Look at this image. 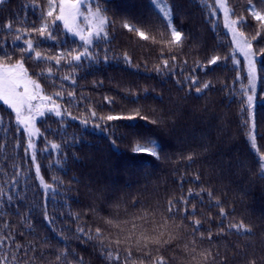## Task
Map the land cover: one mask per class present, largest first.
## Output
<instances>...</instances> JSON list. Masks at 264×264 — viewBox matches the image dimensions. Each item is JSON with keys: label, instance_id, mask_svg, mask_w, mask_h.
I'll return each instance as SVG.
<instances>
[{"label": "trees", "instance_id": "16d2710c", "mask_svg": "<svg viewBox=\"0 0 264 264\" xmlns=\"http://www.w3.org/2000/svg\"><path fill=\"white\" fill-rule=\"evenodd\" d=\"M97 3L107 10L104 14L112 23L107 37L95 42L91 60H83L79 67L67 63L71 57L61 60L59 67L54 60L25 61L30 76L51 68L54 78H33L62 110L71 113L62 120L48 116L37 121L40 135L35 141V163L25 154L24 131H17L14 114L0 102L4 117L0 193L8 194L13 180L19 181L11 190V204L0 201V264H77L80 258L83 264H152L149 257H163L166 264H212L203 258L205 250L220 254L216 264H248L251 259L264 264V179L257 163L264 154V30L246 10L249 0L227 3L235 13L231 19L245 17L248 26H237L238 30L258 53L252 111L241 93L248 82L241 58L240 65L229 59L207 71L197 67L231 50L215 0H170L172 22L182 32L179 45L170 42L165 18L150 0ZM252 3L257 11H264L260 0ZM36 8L46 12L47 0H8L0 5V45L12 53L13 62L20 58L24 45L4 25L11 22L23 36L33 22L39 27L41 11ZM20 21H25L23 28ZM124 23L149 38L128 31ZM258 30L261 35L253 40ZM55 35V40L41 41L34 34V43L39 44L36 51L42 56L82 51L59 22ZM172 56L185 69L184 76L194 74L201 86L210 82L211 87L197 94L189 90L183 76L163 70L164 59L173 65ZM68 93H74V98L68 99ZM92 111L97 117L125 118L94 120ZM253 117L255 147L249 139ZM149 138L163 146L159 159L135 151ZM52 143L61 145L64 155L58 156ZM189 189L211 191L212 203L220 202L228 213L223 235L217 226L220 208H210L206 195L203 205L199 199L191 200L189 209L196 205L195 216L168 219V202L186 196ZM194 220L203 225L195 235ZM241 223L250 231H228L229 225ZM81 227L88 235L77 231ZM97 228L101 229L99 237ZM153 238L161 244L153 243ZM102 244L113 256L118 252L120 260L107 259ZM16 245L21 248L17 250ZM129 252L131 258L126 260ZM60 254L65 255L58 260Z\"/></svg>", "mask_w": 264, "mask_h": 264}, {"label": "snow or ice", "instance_id": "6c2138e0", "mask_svg": "<svg viewBox=\"0 0 264 264\" xmlns=\"http://www.w3.org/2000/svg\"><path fill=\"white\" fill-rule=\"evenodd\" d=\"M8 2V0H0V5H4ZM154 6L158 8L161 12L162 16L165 18L166 27L170 31L171 43L179 45L182 43V32L178 30L173 22L171 17L172 9L170 7V0H150ZM261 4H264V0H260ZM93 5L95 8L93 9ZM35 7V6H33ZM218 8L223 9L224 14V27L229 31L231 35V50L225 56H214L207 61V66L197 65L201 70L207 71V67L212 65H216L220 61L231 60L234 65H240L241 60L239 56L243 57V61L246 65V79L248 81L247 88H241V93L247 96L248 107L251 108L255 93H256V81H257V63H258V53L253 50L251 41L245 37L243 31H239L238 27H245L247 25V21L245 17L240 16L237 19H231V16H234L235 13L229 8L227 0H218ZM36 11H41L39 8L35 9ZM252 18L258 23L259 29L264 30V11H257L256 6L252 3V0H249V6L246 9ZM106 9L100 7L97 0H47V11H41V15L38 17L40 24L37 27L36 23L33 22L31 25L25 29L23 36H21L20 28H13V24L11 22L4 25V29L7 30L8 33H16L15 39L16 41H22L23 47L20 48V58L16 59L14 62L12 61V53L6 52L3 50V46L0 45V57L6 59H0V102L3 105L7 106L8 109L14 113L15 116V124L17 126V131H20L21 128L27 134V146L25 148V154L30 155V158L33 163L36 160V146L33 143V137L40 135V130L35 126L38 119H44L48 116H55L63 119V116L67 114L71 116V113H67L66 110H62L59 105L54 104L53 97L50 95H46L44 93V89L41 86V83L38 82V79H34L33 76L38 78H54L52 76L51 68L48 69L47 73L41 71L40 73H33V76L29 75L28 69L25 67L26 60L35 59L36 61H55L57 67L61 65V60L66 59V57H71V59L67 60V63L70 66L79 67L80 62L83 60H91L94 56L92 51L95 42L99 39H105L107 37V28L112 23L107 16ZM59 25H62L63 30L66 33H70L75 37H78L81 42V47L83 51L77 52L73 55L72 50L68 52L61 51L56 56H42L39 51H36V48L39 47V44L34 43V34L39 37L41 41L43 40H55L56 39V29ZM21 28L24 27L25 21H20ZM123 27L128 31L136 32L142 39H148L149 37L145 34L144 31L139 30L134 25L129 23H124ZM30 29V30H29ZM258 30L255 36L252 37L255 40L257 37L261 35V31ZM264 52V50H261ZM34 54V55H33ZM239 54V56H238ZM98 58V57H97ZM264 58V57H262ZM129 58L125 55V60L127 61ZM105 62L108 60L107 54L104 56ZM173 65H169L167 59L163 60V70H170L169 74L172 71H175L180 76L184 77V81L187 82V86L189 90L194 89L197 94H201L204 90L211 87L210 82H204L201 86V81L194 75L184 76V68H181L179 65L175 64L176 57L172 56ZM186 66V61L184 62ZM161 67H157V72L161 71ZM196 69H192V72L195 73ZM63 79H68V77H64ZM240 77H237L239 80ZM184 81H178V83H183ZM75 82L73 81V84ZM251 93V94H248ZM60 96L59 93L56 94ZM63 99V97H60ZM74 93H68V99H73ZM107 103L111 104L112 101L105 97ZM135 102V101H133ZM49 105H52L49 107ZM247 111V109H245ZM138 114V113H137ZM92 118L106 121H115L119 119H124L125 117L116 116V115H107L106 117H97L96 112H91ZM74 118V117H73ZM127 119H133V117H126ZM156 123V121H152ZM87 121H84L85 126H87ZM4 117L0 116V127H3ZM99 127V125H97ZM247 126V125H246ZM255 122L254 117L252 118V128L250 131V142L253 147H255ZM51 149L57 151L58 156L64 155L60 152L61 145L52 143ZM136 152H144L152 157L159 159V154L163 151V146L160 144L158 139H147L145 140L143 145H137ZM189 160L192 159L191 156L188 157ZM257 163L260 167V178L264 179V154H261L257 158ZM17 173L16 175H18ZM36 174L40 175L39 165L36 166ZM198 180V177H197ZM19 183L18 180H13L9 187V193L4 194L0 193V201L6 199L9 204H11L12 196L10 195L11 190L17 186ZM41 183H43V179L41 178ZM183 186V182H181V187ZM46 187H48L46 185ZM51 191V189L49 188ZM207 196L210 202L211 207H219L220 211L218 216L220 217V223L217 225L221 228V233L219 235L224 234V224L223 221L227 219L228 213L225 212L224 208L220 206V202L217 200L215 203H212L213 193L208 191L205 193L203 189L200 192H194L189 189L186 196H181L177 200H170L168 202L167 212L168 219H175L177 217L187 220L189 215L195 216L197 214V207L195 204H191V210L189 209V204L192 199H199L201 205L204 203V196ZM211 221V217L207 218ZM136 226L133 224V228ZM192 227L194 229L193 235L196 232H200L203 227L201 220H194ZM82 235H88L85 232L84 228L81 227L77 230ZM209 235L207 239L209 242L212 241V232L211 229L207 230ZM228 231H236L238 234L243 232H249L250 229L245 228L243 223L239 225H229ZM101 233V229H96V235L99 237ZM89 239H93V237L88 236ZM147 239V238H146ZM204 237L201 236V240ZM152 242L155 244H161L159 239L153 238ZM3 243V241H0ZM166 243V241H165ZM17 250L21 248L20 245H16ZM101 248L106 250V258L110 260L119 261L120 256L117 252L115 256L110 249H107V246L101 245ZM34 250V249H33ZM27 252V250H26ZM65 254H60L57 256L59 260L61 256ZM205 261H211L212 264H216V261L219 257V253H211L208 250H205L202 253ZM131 258V253L129 252L126 256V260ZM152 260V264H166V261L163 257H149ZM227 257H225V260ZM77 264H83V259L80 258L77 261ZM220 264H224V261H221ZM248 264H257L255 259H251L248 261Z\"/></svg>", "mask_w": 264, "mask_h": 264}, {"label": "rangeland", "instance_id": "374dc122", "mask_svg": "<svg viewBox=\"0 0 264 264\" xmlns=\"http://www.w3.org/2000/svg\"><path fill=\"white\" fill-rule=\"evenodd\" d=\"M215 6H216V10H217V12L221 15V17H222V21H223V26H224V23H225V20H224V14H223V9H219L218 8V0H215ZM93 7V9L95 8V5H93L92 6ZM231 18V17H230ZM224 31L226 32V34L229 36V38H230V40H231V35H230V33H229V31L224 27ZM69 37H71L72 39H75V40H77L78 42H79V44H81V42H80V40H79V38L78 37H75V36H73L72 34H70V33H66ZM82 51H83V49H82ZM238 56H239V54H238ZM239 58H241L242 60H243V57L242 56H239ZM244 62V61H243ZM244 67H245V73H246V65H245V62H244ZM247 86H248V82H247V85H246V87L245 88H247ZM256 87H257V81H256ZM248 94H251V93H248ZM245 98H246V103H247V96L245 95ZM254 102H255V97H254V100H253V103H252V106H251V108H249L251 111H252V108H253V105H254ZM54 104H56V105H58L55 101H54ZM52 105H49V107H51ZM247 106H248V103H247ZM60 107V106H59ZM14 114V113H13ZM39 120V119H38ZM36 126V125H35ZM22 129V128H21ZM23 130V129H22ZM24 131V130H23ZM24 133H25V135H26V137H27V134H26V132L24 131ZM37 137L38 136H36V137H33V143L35 144V141H36V139H37Z\"/></svg>", "mask_w": 264, "mask_h": 264}]
</instances>
